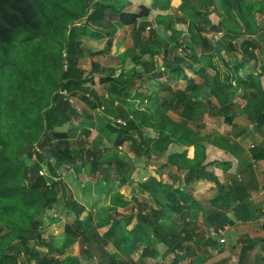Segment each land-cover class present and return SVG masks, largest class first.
Wrapping results in <instances>:
<instances>
[{
  "label": "trees",
  "instance_id": "16d2710c",
  "mask_svg": "<svg viewBox=\"0 0 264 264\" xmlns=\"http://www.w3.org/2000/svg\"><path fill=\"white\" fill-rule=\"evenodd\" d=\"M50 1L0 0V264H81L77 248L81 243L93 242V235L87 229L93 222V214L59 178L58 170L87 162L92 165L95 180L107 185L115 180L129 183L124 192H113L112 207L119 209L134 203L137 223L128 230L131 217L127 228L121 226L120 220L105 222L109 227L107 238L116 237L123 244L138 238L137 246L145 249L143 258L155 251L157 240L175 253L178 250L186 253L183 257L176 254L173 264L192 258L188 245L191 236L187 233L185 238H179L171 234L161 220L171 211L176 214L177 223L186 222L190 211L197 207L193 194L195 180L214 179L209 170H219L228 164L221 158L209 161L210 151L205 144L197 143L195 130L201 129L198 122L206 109L215 116H224L244 82L240 68L256 57L257 50H264V23L260 20L264 16V0H221L224 11L234 13L241 20L238 26L230 22L225 29L209 19L215 13L217 0H88L84 25H75L80 18L76 17L64 29L57 28L55 19L48 21L45 7ZM103 22L112 23L113 29L105 36L97 34L107 38V44L91 52L90 58L120 59L119 50L123 48L122 67L134 64L129 70L133 72L129 82L122 80V75L127 73L125 68L114 76V70L93 62L89 76H83V70L78 67L82 54L78 38L85 36L90 26ZM153 22L164 27L167 39L158 37L154 29H149L152 35L138 37ZM173 23L188 25V30H178ZM221 30L233 34L235 39L242 34L246 38L239 44L224 42L217 36ZM119 35L124 38L120 39ZM34 39L46 42L26 49L31 55H43L42 62L30 56L25 61L12 59L22 45ZM130 43L134 45L129 47ZM54 46L66 56L61 64L52 53ZM222 51L238 53L242 59L233 65L222 56ZM156 57L164 69H155ZM97 76L98 84H108V91L123 100L136 93L142 101H161L157 110L151 107L136 110L124 102H116V121L107 127L117 135L114 147L147 159L167 155L166 164L154 167L145 163L146 170H137L119 155L102 159L101 148L92 144L73 149L69 143L71 135L56 131L74 123L75 116L81 113L73 98L90 99L94 109L101 106L95 103ZM148 79L165 89L167 94L162 100ZM169 80H187L188 84L184 90L179 86L173 89L166 84ZM214 104L216 110L212 108ZM170 109L178 120L169 114ZM157 112L159 117L155 115ZM225 121L231 119L225 117ZM150 129L154 134H149ZM48 154L54 163L45 160ZM44 164L48 167L47 175L41 173ZM135 170L137 174L133 176ZM139 173L146 177H140ZM235 193L220 185L213 208H199L207 224L224 227L229 223L227 212H234L242 220L253 217L242 202L232 208L238 201ZM56 207L66 208V217L72 218L66 222L61 247L56 246L54 237L46 238L42 234L45 224L62 220L54 212ZM218 208L222 212L216 211ZM110 264H118L113 255Z\"/></svg>",
  "mask_w": 264,
  "mask_h": 264
},
{
  "label": "crops",
  "instance_id": "0c3cea01",
  "mask_svg": "<svg viewBox=\"0 0 264 264\" xmlns=\"http://www.w3.org/2000/svg\"><path fill=\"white\" fill-rule=\"evenodd\" d=\"M255 53L256 57L246 61L239 70V75L244 82L237 90L224 116H215L206 109L198 122L202 125L201 129L195 130L197 136L195 135L194 138L197 143L205 144L203 146L210 151L209 161L221 158L228 164L219 170H209L215 175L214 179L207 180L205 177L195 180L193 194L197 207L190 211V218L186 222L177 223L175 221L177 216L171 211L167 212L164 220H161V224L171 234L185 238L188 233L192 238V242L188 244L192 258L189 257L180 264H264V195L262 193L264 185V50L260 49ZM224 58L235 65L242 56L228 54ZM197 81L202 82L201 79ZM202 95H204L203 92ZM212 108L216 110L215 104ZM225 117L230 118L231 122H226ZM207 118L216 121L214 123L217 126L216 131L208 127ZM166 162L167 160L165 164ZM119 182L115 180L108 185L103 182L105 186H108V191L103 188L99 192H94L92 188L86 190L87 193L83 197L88 198V203L83 200V197L80 198L79 202L92 212L93 219L95 215L91 208L93 204L99 207L102 213L105 212L95 221V224L93 220L91 226L87 228L93 235L92 244L86 243L85 250L82 252L80 245L77 248V256L81 264H93L87 262L94 259V257L91 258L90 253L86 252L90 245L96 247L99 252V264H110L112 255L118 264H173L176 254L185 256L184 251L178 250L175 253L169 250L165 243L157 240L155 251L149 252L148 256L143 258L144 251L141 249L143 247L137 246L138 238L123 244L116 237H106L109 227L105 222L120 220L121 226L127 228V220L131 217L132 224L127 228L128 230H132L137 223L133 215L136 211L133 208L134 203L129 202L126 207L119 209L112 207L113 192L123 191L129 185V183L119 184ZM115 183L118 185L116 186ZM220 185L236 192L238 201L233 203L232 208L242 202L253 214L252 218L242 220L234 212L226 213L229 219L223 235L226 243H221L217 238H208V230L214 226L207 224L206 217L199 211V208L205 210L213 208L212 202L218 194ZM120 186L124 187L119 188ZM115 187L118 190H115ZM73 193L76 198L75 190ZM127 200L130 199L127 198ZM64 209L66 208L60 209L62 214ZM216 211L222 212L220 208ZM58 216L63 222V215ZM64 222L65 231L67 220ZM94 236L99 237L103 247L97 245Z\"/></svg>",
  "mask_w": 264,
  "mask_h": 264
},
{
  "label": "rangeland",
  "instance_id": "374dc122",
  "mask_svg": "<svg viewBox=\"0 0 264 264\" xmlns=\"http://www.w3.org/2000/svg\"><path fill=\"white\" fill-rule=\"evenodd\" d=\"M132 1V0H131ZM217 8L215 9V13L210 16V21L214 24H216L218 27L222 28L221 25L224 27H229L230 22L231 23H236L237 26L241 24L240 17L235 16L234 13H229L224 11V9L221 7V0H217ZM49 6L46 8L45 11L47 12V18L48 21L50 22L51 19H55V23L57 28L59 29H64L68 26H71L74 22V19L76 17L79 18V22H76L75 25H84L86 18L88 16V12H86L85 8L88 5V0H51L50 3L48 4ZM261 21L264 23V16H261ZM112 22V21H111ZM47 23V21H46ZM45 23V30L48 31V28ZM154 23V22H153ZM173 25L178 29V30H188V25L184 24H177L173 23ZM113 29V24H106V22H103L101 25H97L96 27H89L88 31L85 36H81L78 38L80 46L79 51H82V54L80 56V63L78 67H80L83 70V76H89L90 70L92 68L93 62L100 64L104 68H109L110 70H114V76H117V74L120 72V69H122V58H124V52L123 48L119 50L120 53H122V56L119 58H105V57H95V58H90V53L91 52H96L98 50H101L105 48L107 44V38L104 37H98L97 34H101L100 36H105L107 34V31H111ZM149 29H154L158 33V37L162 39H167V33L165 32L164 27H159L155 23L154 25L151 26V28H147V32L141 33L139 32V36H148L152 35V30ZM45 31V32H47ZM121 34V33H119ZM66 36V35H65ZM219 38L222 39L224 42H231L235 41L237 44L242 41V39L246 38L245 34H242L238 37V39H235V36L233 34H227L226 32H223L222 30L218 33L217 35ZM129 37H131L129 35ZM119 38H124V36H120ZM216 38V37H215ZM237 38V37H236ZM128 42V40H126ZM44 40L40 39H34L28 44H24L20 47V50H18L15 54V56H12V59L18 61L22 58L25 61L26 56H30L31 58L35 59L38 63L42 62L43 60V55L40 53H36L34 55H31L29 51H27L26 47H37L41 46L44 44ZM52 42V41H49ZM129 42H131V39H129ZM134 44H129V47H131ZM156 45V43H155ZM123 46V45H122ZM157 46V45H156ZM52 53L57 58L58 62L61 64L62 61H65V55H63L60 51V48L58 46H54L52 48ZM235 55L236 57L239 55L237 54H232ZM222 56L226 57L228 56V53L222 51ZM160 58V56H159ZM158 57L154 59L155 62V69H164L161 66V62ZM147 59V57H145ZM156 60V61H155ZM134 64L130 63L128 65H125V71L127 73H124L122 75V80L129 82L133 78V72L129 71L131 68H133ZM123 68V69H124ZM129 71V72H128ZM143 72V71H142ZM210 72V71H208ZM102 76H106L105 74H102ZM146 76V74L144 75ZM98 76L94 79V89L96 90L98 99H96L95 103L98 108L94 109L92 105L90 104V99L85 101L81 97H76L73 98V102L75 106L80 110V114L75 116L74 123L71 124H66L62 127H59L56 129V131L59 132H67L71 135L69 138V143L73 147V149H82L86 148L87 145L92 144V147H98L100 149V157L107 158L111 155H119L120 157L123 158L124 161L128 165H130L131 168H137V170H146L144 168L145 163H148L154 167H159L162 164L165 163L167 160V155H165L163 158H158V157H151V158H146L144 155L138 156L136 155L135 152H128V150H121L116 147H114V142L117 138L116 134H113L110 132L108 129L107 125L108 123H114L116 120L114 118L115 110H116V102H124L127 105L132 106L133 109L136 110H141V109H147V108H155L156 110L158 109V106L161 101L159 102H146L140 100L136 93H133L130 98L124 99L121 98L120 96H117L115 93L108 91V84L106 85H101L98 84ZM138 79V77H135ZM147 78V76H146ZM165 82V79H163ZM149 84H151L150 87H152L154 90L159 91L161 94V100L162 97H165V89L161 88V86L157 85L153 81L148 79ZM188 83L187 80H169L167 81V85L174 88L178 89V86L180 89H183L185 85ZM177 86V87H176ZM95 99V98H94ZM93 100V98H91ZM201 100V99H200ZM203 100H205L203 98ZM202 102V101H201ZM204 104V102H202ZM146 106V107H145ZM163 113H165V107L162 109ZM169 114L175 118L176 115L171 111ZM156 116L159 117V113L157 112L155 114ZM207 124L208 127L212 128V130L216 131L217 126L214 124L216 121L211 118H207ZM149 134H154V131L150 129ZM86 146V147H85ZM46 161H50L51 163H54L55 160L49 156V154L46 156ZM71 168V169H70ZM92 165L90 163H86L85 165L83 164H75L71 165L68 167H62L60 170H58V176L59 178L63 179L68 186L75 192H76V198L78 201H81L80 198H82L84 195H86L87 191L90 188L94 190V192H99L101 188L103 189H108V186H105L101 180H95V178L92 175ZM137 170L133 172V176L137 174ZM43 174L47 175L48 174V167L47 165H43V170L41 171ZM141 174V173H139ZM127 177L131 178L130 173H127ZM139 177V176H138ZM140 177H146L145 175H140ZM139 177V178H140ZM119 184H122L120 181ZM85 185V186H83ZM117 186L118 183H115ZM124 186H120L119 188H123ZM115 190H118L117 187H115ZM123 190V189H121ZM124 192V190H123ZM110 193V192H109ZM99 198V197H98ZM86 199V200H85ZM83 200L88 203V198L83 197ZM94 212V224L95 221L98 220V218L101 216V214H104L105 212H101L99 207H96L95 204L91 206ZM57 215L62 216L63 215V222H59L53 225H46L45 228L43 229L42 234L46 238H51L54 237V242L56 246L61 247L64 239H65V233H64V224L65 220H68V217H66V209H64L63 214L60 212V209L56 207L54 211ZM50 213V212H49ZM53 213V212H51ZM47 218V217H46ZM70 219V217H69ZM72 219V218H71ZM91 226V225H90ZM99 232V231H98ZM95 237V236H94ZM94 241L99 244L101 247H103V244L100 243L101 240L99 237H95ZM85 245V246H84ZM86 243H81L80 244V249L81 252L82 250H85ZM146 248V247H145ZM142 251H145V249L141 248ZM88 254L92 255L94 257L93 260H89L87 262H92L93 264H99L100 260L98 259V251L96 247L89 246L88 249ZM139 251V250H138Z\"/></svg>",
  "mask_w": 264,
  "mask_h": 264
},
{
  "label": "built area",
  "instance_id": "2783aa9c",
  "mask_svg": "<svg viewBox=\"0 0 264 264\" xmlns=\"http://www.w3.org/2000/svg\"><path fill=\"white\" fill-rule=\"evenodd\" d=\"M262 193L264 195V185L262 187ZM263 210H264V203H263ZM225 229H226V226L222 228H215V227L210 228L208 230V238H217V239H220L221 243H226V239L223 237Z\"/></svg>",
  "mask_w": 264,
  "mask_h": 264
}]
</instances>
